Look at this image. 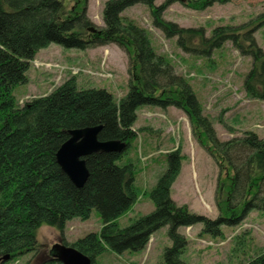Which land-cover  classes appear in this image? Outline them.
I'll use <instances>...</instances> for the list:
<instances>
[{
  "label": "trees",
  "instance_id": "obj_1",
  "mask_svg": "<svg viewBox=\"0 0 264 264\" xmlns=\"http://www.w3.org/2000/svg\"><path fill=\"white\" fill-rule=\"evenodd\" d=\"M66 1L0 0V256L8 253L13 260L36 252L39 227L48 225L63 232L67 221L86 220L95 208L102 222L98 232L71 243L62 238L63 244L80 250L92 264H97V255L105 250L119 254L142 251L150 236L163 226H167L171 241L164 249V263L192 264L181 259L188 241L180 227L201 223L200 235L223 238V226L239 224L253 210L264 211V137L248 130L242 136L220 140L188 80L175 73L166 55L155 51L149 31L125 19L122 12L136 3L148 5L153 24L167 37L176 35L186 52L208 55L230 39L242 54L252 58L243 81L249 98L264 99V52L251 29L243 31L246 42L237 37L244 26H219L205 37L202 28H183L165 21L166 4L175 0L159 6L154 0H106L102 28L87 17V0H79V9L68 8ZM181 1L199 9L213 0ZM91 26L97 30L89 31ZM53 43L66 49L116 43L128 54L127 92L117 102L106 88L79 87L73 76L48 93L19 104L14 88L27 82V70L37 52ZM145 105L175 106L188 115L193 133L219 170L215 218L191 212L171 198L181 159L173 152L167 154L166 168L146 192L153 210L119 227L117 219L131 209L140 193L134 161L124 155L136 136L132 128L136 110ZM98 124H102L99 140H120L127 145L122 152L97 151L86 156L89 175L84 185L77 187L57 163L56 151L69 137V130ZM243 262L264 264V251Z\"/></svg>",
  "mask_w": 264,
  "mask_h": 264
},
{
  "label": "rangeland",
  "instance_id": "obj_2",
  "mask_svg": "<svg viewBox=\"0 0 264 264\" xmlns=\"http://www.w3.org/2000/svg\"><path fill=\"white\" fill-rule=\"evenodd\" d=\"M105 1H86V15L99 28L104 27ZM166 2L154 0L156 6ZM66 5L68 8L81 7L79 0H68ZM122 16L145 27L155 51L166 55L175 73L188 80L220 140L242 136L248 130L264 137V99L247 97L243 88L245 75L252 65L250 56L242 54L230 39L211 49L208 55L186 52L178 45L176 35L167 37L153 24L150 7L142 3L127 7ZM162 17L179 27L202 28L205 37H210L212 30L219 26H244L237 31V37L246 42L243 31L251 29L256 44L264 52V0L224 3L213 0L199 9L175 0L166 4ZM128 68V54L116 43L85 49H66L53 43L35 55L27 70V82L17 85L13 94L22 104L74 76L79 87L106 88L118 102L129 87ZM136 115L132 127L136 136L124 158L134 161L135 184L140 193L131 209L117 219L119 227H125L138 215L153 210L154 205L146 192L166 168L167 154L173 152L181 159L179 173L170 188L171 198L191 212L215 218L218 214L215 194L219 170L193 133L185 111L175 106L145 105L136 110ZM101 225L100 214L95 208L86 220L73 218L67 221L63 232L42 225L37 231L38 250L4 264H60L50 255L54 243L61 242L62 238L71 243L89 232H98ZM201 229V223L179 228L188 241L181 259L192 264H241L264 251V211L253 210L239 224L223 226V238L200 235ZM170 244L167 226H163L150 236L142 251L119 254L105 250L97 255L96 263L165 264L163 253Z\"/></svg>",
  "mask_w": 264,
  "mask_h": 264
},
{
  "label": "water",
  "instance_id": "obj_3",
  "mask_svg": "<svg viewBox=\"0 0 264 264\" xmlns=\"http://www.w3.org/2000/svg\"><path fill=\"white\" fill-rule=\"evenodd\" d=\"M95 32L93 26L88 28ZM102 129V124L75 128L69 130V137L56 151V160L63 172L77 187H81L86 182L89 171L86 166L85 157L97 151L122 152L126 148V143L120 140H99L98 134ZM55 258L63 264H92L91 259L80 250L70 244L55 243ZM10 254L0 256V264L9 260Z\"/></svg>",
  "mask_w": 264,
  "mask_h": 264
},
{
  "label": "flooded vegetation",
  "instance_id": "obj_4",
  "mask_svg": "<svg viewBox=\"0 0 264 264\" xmlns=\"http://www.w3.org/2000/svg\"><path fill=\"white\" fill-rule=\"evenodd\" d=\"M57 243V242H56ZM58 243H63L62 241L61 242H58ZM55 244V243H54ZM53 244V245H54ZM53 247V246H52ZM51 247V249H50V252H51V254L50 255H52V256H54L53 258H55V253H54V249Z\"/></svg>",
  "mask_w": 264,
  "mask_h": 264
},
{
  "label": "crops",
  "instance_id": "obj_5",
  "mask_svg": "<svg viewBox=\"0 0 264 264\" xmlns=\"http://www.w3.org/2000/svg\"><path fill=\"white\" fill-rule=\"evenodd\" d=\"M49 46H50V45H49ZM49 46H48V47H49ZM48 47H46V48H48ZM46 48H43V49H46ZM40 50H41V49H40ZM40 50H39V51H40ZM39 51H38V52H39ZM38 52H37V53H38ZM173 183H174V182H173ZM215 216H217V213H216V215H215Z\"/></svg>",
  "mask_w": 264,
  "mask_h": 264
}]
</instances>
